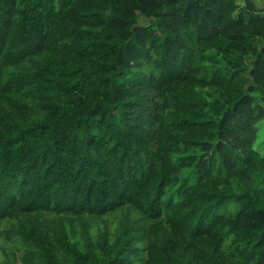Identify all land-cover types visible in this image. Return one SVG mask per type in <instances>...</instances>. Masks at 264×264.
<instances>
[{"label":"trees","instance_id":"16d2710c","mask_svg":"<svg viewBox=\"0 0 264 264\" xmlns=\"http://www.w3.org/2000/svg\"><path fill=\"white\" fill-rule=\"evenodd\" d=\"M263 9L0 0V264H264Z\"/></svg>","mask_w":264,"mask_h":264},{"label":"rangeland","instance_id":"374dc122","mask_svg":"<svg viewBox=\"0 0 264 264\" xmlns=\"http://www.w3.org/2000/svg\"><path fill=\"white\" fill-rule=\"evenodd\" d=\"M256 4H259L260 7L264 8V0H253ZM264 10V9H263ZM259 140L256 144V149L258 151H260L262 154H264V121H262L259 124ZM175 197H177V194H175ZM15 257H16V261H19V258L21 256V252L17 249L16 246L13 245V249H12ZM1 260H2V256H0Z\"/></svg>","mask_w":264,"mask_h":264},{"label":"crops","instance_id":"0c3cea01","mask_svg":"<svg viewBox=\"0 0 264 264\" xmlns=\"http://www.w3.org/2000/svg\"><path fill=\"white\" fill-rule=\"evenodd\" d=\"M259 7H260V5L259 4H257ZM262 8V7H261Z\"/></svg>","mask_w":264,"mask_h":264}]
</instances>
